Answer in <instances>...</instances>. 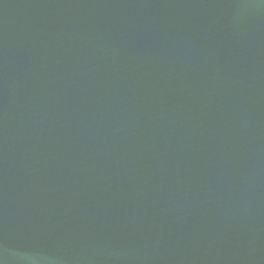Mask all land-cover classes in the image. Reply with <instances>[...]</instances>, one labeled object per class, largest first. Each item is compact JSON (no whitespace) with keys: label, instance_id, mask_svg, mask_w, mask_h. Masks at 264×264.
Here are the masks:
<instances>
[{"label":"water","instance_id":"water-1","mask_svg":"<svg viewBox=\"0 0 264 264\" xmlns=\"http://www.w3.org/2000/svg\"><path fill=\"white\" fill-rule=\"evenodd\" d=\"M0 264H264V0H0Z\"/></svg>","mask_w":264,"mask_h":264}]
</instances>
